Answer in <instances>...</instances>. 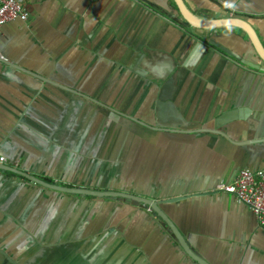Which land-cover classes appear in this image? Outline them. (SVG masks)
Wrapping results in <instances>:
<instances>
[{
	"label": "crops",
	"instance_id": "1",
	"mask_svg": "<svg viewBox=\"0 0 264 264\" xmlns=\"http://www.w3.org/2000/svg\"><path fill=\"white\" fill-rule=\"evenodd\" d=\"M184 2L200 18L247 20L264 46V0ZM23 4L28 20L0 29L5 165L56 185L180 197L162 208L197 255L264 264V229L217 189L264 168V61L245 32L195 29L173 0ZM224 114V134L162 132L127 117L198 130ZM0 264L197 263L141 203L0 169Z\"/></svg>",
	"mask_w": 264,
	"mask_h": 264
},
{
	"label": "water",
	"instance_id": "2",
	"mask_svg": "<svg viewBox=\"0 0 264 264\" xmlns=\"http://www.w3.org/2000/svg\"><path fill=\"white\" fill-rule=\"evenodd\" d=\"M179 14L181 15L182 19L191 27L199 30H211L221 27H233L241 29L245 32L247 37L252 43V46L256 52V54L264 61V46L263 43L256 32L255 28L245 19L239 18V17H223L218 19H204L196 16L192 13V11L187 7L184 0H173ZM2 61L5 62L3 59ZM8 64H12L7 62ZM17 67L16 65H12ZM36 77L39 75L34 74ZM40 77V76H39ZM43 81L46 79L43 77H40ZM172 78H169V81H171ZM47 82V81H46ZM93 102L100 104L102 106H106L103 103H100V101L96 99H91ZM110 108V107H109ZM113 110V108H110ZM128 118L133 119L134 121L138 122L139 124L146 126L152 130L162 131V132H173V133H197V132H212V133H220L224 134L223 131L220 130L221 128V122L226 120L227 115H222L219 117V119L216 120V125L213 129H198V130H186V129H175V128H166V127H154L150 126L147 123L136 119L132 116H128ZM1 170H6L13 172L17 175H20L22 177L27 178L30 181H33L37 184H40L44 187H47L52 190H56L63 193H69V194H75V195H88L96 198H122L130 201H134L137 203H141L155 213L170 229L174 237L176 238L178 244L181 246L183 251L186 253V255L192 259L197 264H210L208 261L197 255L192 248L189 246L185 236L181 233V231L178 229L176 224L173 222V220L168 216V214L164 211L162 208L163 204L167 203H174L178 200H180V197L170 198V199H160V200H154L151 198H147L141 195L128 193V192H122V191H101V190H94V189H87L83 187H72V186H66V185H56L51 184L44 179H40L34 175H30L28 173H25L24 171H21L19 169L10 167L8 165L0 164Z\"/></svg>",
	"mask_w": 264,
	"mask_h": 264
},
{
	"label": "built area",
	"instance_id": "3",
	"mask_svg": "<svg viewBox=\"0 0 264 264\" xmlns=\"http://www.w3.org/2000/svg\"><path fill=\"white\" fill-rule=\"evenodd\" d=\"M28 18L29 13L23 0H0V29L9 21H26ZM3 59L0 53V60ZM6 163V157L0 155V164ZM217 189L232 195L246 206L256 217L258 225L264 229V168L241 169L232 181L219 183Z\"/></svg>",
	"mask_w": 264,
	"mask_h": 264
}]
</instances>
